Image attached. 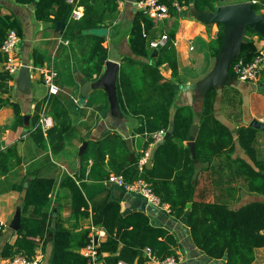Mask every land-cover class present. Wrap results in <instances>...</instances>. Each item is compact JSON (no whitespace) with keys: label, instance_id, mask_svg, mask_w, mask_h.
<instances>
[{"label":"trees","instance_id":"obj_1","mask_svg":"<svg viewBox=\"0 0 264 264\" xmlns=\"http://www.w3.org/2000/svg\"><path fill=\"white\" fill-rule=\"evenodd\" d=\"M14 1L21 5L34 4V17L38 22H62L65 35L84 44L78 73L89 80L100 76L108 55L107 48L103 46L105 38L89 31L99 24L112 23L110 18L117 13V0H81L83 16L79 20L70 19L71 6L65 0ZM182 1L183 4L189 2L159 0L169 11L173 2L181 4ZM192 1L193 8L198 12L214 13L218 7V0ZM253 7L255 11L264 8V0H258ZM154 25L155 22L150 18L135 12L127 40L132 55L120 60L116 96L121 113L136 119V135L143 137L165 129L170 137L154 146L150 156L151 167L141 170L137 158L129 160L131 152L120 136L108 135L97 141L88 140L86 147L78 152L77 173L73 177L65 176L59 188L68 191L69 210L74 217H90L91 226L104 232L105 239L95 246L100 264H145L143 252L146 248L151 250L156 260L161 261L175 255L177 247L174 237L166 229L151 225L144 212L121 214L120 204L109 198L108 188L102 184L110 174L121 176L127 184L142 179L160 201L168 206L172 217L178 219L186 214L191 241L207 257H226V264H252L255 250L264 248V157L259 156L256 146L258 130L240 126L233 136L229 128L214 115L218 93L213 86L203 95L197 124L191 106L171 110L175 98L173 84L178 78V62L171 36L168 44L159 48L155 56H151L154 50L148 48L147 42ZM218 26L213 57L218 56L222 43V26ZM10 29L21 37V26L17 19L12 14L0 16V47ZM256 53L253 41L243 40L234 62L229 66V74L236 77L232 71L233 65L240 60L250 62ZM33 56L36 66L40 63L36 61V52H33ZM3 59L4 55L0 52V62ZM163 65L171 71L172 79H165L161 75L159 67ZM12 79L0 71V106L9 104L4 95H8ZM234 93L232 96L226 95L224 89L222 93V99L232 107L234 102L241 104L235 98L237 92ZM44 103L54 123L47 131L46 138L51 152L55 154L62 148L64 135L69 130L67 109L58 96L48 95ZM12 106L15 124L21 123L19 109ZM192 126L198 127L194 149L197 160L203 164L199 173L214 169L211 164L214 159H219L215 168L218 180L215 184H225L222 174L224 170L230 171L242 181L245 193L250 196L248 201L230 208L225 203L195 200L198 174L194 172L189 150L184 145ZM35 130V134L41 136V130L38 127ZM148 141H145L144 149ZM238 149L243 151V156L236 153ZM13 161L15 164L19 162L15 146L0 151V177L12 169L15 165ZM233 165L235 167L232 168ZM54 187L53 179L34 175L25 186L16 188L19 193H23L22 216L19 228L15 231L16 239L11 245H4L2 258H10L18 253L32 257L39 243L44 250V246L49 243L50 223L55 218V232L51 241L52 264H88V259L79 254L78 250L90 243V229L74 234L56 216L53 217L50 195ZM103 194V198L96 199ZM187 204H190L188 211ZM36 238L38 242L34 240Z\"/></svg>","mask_w":264,"mask_h":264},{"label":"crops","instance_id":"obj_2","mask_svg":"<svg viewBox=\"0 0 264 264\" xmlns=\"http://www.w3.org/2000/svg\"><path fill=\"white\" fill-rule=\"evenodd\" d=\"M135 1L117 0V13L110 18L112 23H108V25L99 24L89 31V33L103 36L99 33L101 29H106L109 33L113 30L112 38L111 36H103L105 38L103 46L107 48L108 52L111 46H117L120 60L122 57L132 55L127 40L131 21L136 12L134 8ZM251 1L237 0L230 3H251ZM255 1L258 2V0ZM230 3H221L218 0V6ZM177 4L179 9L176 10L172 7L168 17L155 22L148 37V39H155L162 34H167L173 38V47L178 62V78L174 80L173 84L175 98L171 110L173 111L176 107L191 106L194 111V122L197 124L199 112L202 108L203 95L209 87L213 86L218 93L214 105V115L218 121L229 128L233 136L236 135L235 132L238 127L249 126L252 120L264 124V64L260 69L258 80L253 83L242 82L236 77H232L229 72L227 74H214L213 72L217 66V56L213 57L212 52L217 46L215 42L219 31L218 24L210 20L209 12L196 11L193 8L192 0H189L187 4H183V1L181 4ZM34 9V4L21 5L14 0H0V16L12 14L21 26V37H19L20 42L16 56L21 66L25 65L30 68L27 90L22 92L17 88L16 74L9 82L10 91L8 95H4L9 100V104L0 106V151L12 146L16 148L17 144L20 143L19 151L16 150L19 157L18 164L14 162L16 166L13 165L6 175L0 177V223L3 224L0 232V264L7 259L1 257L4 245H11L16 239L15 230L11 228V225L16 216L19 215V227L22 216L23 193H19L16 188L25 186L34 175L55 181L54 190L50 195V210L53 217L56 216L63 226L74 234L90 229L89 237L93 240L96 239V244L103 241L105 239L104 232L100 228L91 226L90 217L76 218L70 213L68 191L59 188V183L65 176L73 177L77 173L79 161L72 150L78 141L81 148L83 143L88 140L97 141L108 135H118L126 141L129 151L133 154V159H138L144 150L145 143L142 136L134 133V129L138 126L136 119L123 113L119 116L114 115L110 109L106 93L102 89L97 90L99 91V100L95 104L91 103L90 99V95L94 90L88 93L81 106H77L72 102L71 97L79 99L80 87L76 78L80 75L78 71L80 70L81 61H79L77 67L73 68L71 55L75 57V53L81 52L84 44H81L80 40H72L69 36L67 37L63 31L64 28L60 29L57 26L59 22L36 21ZM255 13L257 16L264 15V8L256 10ZM122 24H125V28L119 29ZM127 24H129V29ZM159 25L160 30L158 29ZM221 32L223 43V26ZM60 39H62V42H60ZM247 39L253 41L257 51L264 50V34L246 28L242 35V41ZM64 41H67V44ZM33 52H36L38 56L36 61L40 62L36 66L34 65ZM66 60L65 67L68 66L69 71L74 69L76 73L64 83L57 79L59 73H57L55 64ZM46 69H52L57 74L53 83L58 91L52 96L61 98L62 104L67 109L69 124V130L64 135L62 148L55 154L51 152L46 134L41 131V136L35 134L43 101L48 96L47 86L43 84L41 79V73ZM159 71L165 79H172L171 71L166 66L159 67ZM83 78L90 82L94 81L93 79ZM70 88L77 90L78 95L71 93ZM223 89L226 90V95L230 96L234 95L236 91L235 98L239 99L241 104L238 105L234 102L232 107L225 102L222 99ZM12 104L19 109L22 116L21 123L17 122L15 124ZM46 115L52 119L47 111ZM262 134L264 135V131L258 130L257 142L264 140ZM186 143L184 142L185 146ZM153 148H151V154ZM236 153L243 156V151L240 149L236 150ZM66 160L69 162L68 167L65 166ZM218 161L219 159H214L211 165L216 168ZM215 168L199 173L203 169L202 164V168L197 172L198 176L196 177L195 200L207 203H225L230 208L238 207L239 204L243 203L242 198L236 205H233V192L232 195L228 191L222 195L217 186L213 185L218 181ZM230 179L232 178L227 176L224 188H226V184ZM107 188L109 198L120 204L122 215L135 211L133 201L141 198L123 193L114 186ZM103 197L104 194L97 196L96 199ZM245 197L250 196L245 193ZM189 208L190 204H187L186 211ZM143 212L148 216L151 225L166 229L176 240L175 255L179 258L177 264H226V257L211 259L193 245L186 224V214L176 219L171 216L167 206L156 207L151 204H146ZM27 215L28 213L25 216ZM54 219L49 227V243L44 246V250L42 248L43 261L41 264H52L51 241L55 232L53 228ZM34 240L38 242V238ZM78 252L81 254V249ZM254 255L255 258L252 264H264V248L255 250Z\"/></svg>","mask_w":264,"mask_h":264},{"label":"built area","instance_id":"obj_3","mask_svg":"<svg viewBox=\"0 0 264 264\" xmlns=\"http://www.w3.org/2000/svg\"><path fill=\"white\" fill-rule=\"evenodd\" d=\"M81 0H65V2L71 6L70 19L79 20L83 16V7L80 5ZM252 4H256L257 1L252 0ZM172 7L176 10L179 6L176 2H173ZM134 8L136 12L143 14L150 18L153 22H159L168 17L169 9L166 5L161 4L159 0H138L134 2ZM62 42V39H60ZM20 38L16 31L10 29L7 31L6 36L1 44L0 52L4 55V59L0 62V71L7 73L11 77H15L21 64L17 59V47L19 45ZM67 44V41H64ZM169 42V36L162 34L158 38L148 39V48L150 50L157 51L159 48L165 47ZM173 43V42H172ZM264 64V50L257 51L256 55L248 63H244L241 60L233 65L232 71L236 78L242 82L253 83L258 80L259 72ZM57 74L52 69H46L41 73V79L43 84L47 86V95L56 94L58 88L54 85L53 80ZM95 77V76H94ZM72 102L75 105H79V99L71 97ZM52 119L46 115V103L43 104L41 115L38 120L37 127L43 134L52 127ZM167 131L165 129L158 130L149 135H144V140H148L147 147L141 152L137 159V165L139 170L146 167L148 160L151 156V148L156 144L164 141V137ZM105 187L114 186L123 193L138 196L142 200H145L147 204L154 205L156 207H166L167 205L162 203L160 199L153 193L151 187L142 179H137L134 182L127 184L124 182L121 176L110 174L103 181ZM168 207V206H167ZM3 224L0 223V232L2 231ZM91 238V237H90ZM94 240L91 238L90 243L81 248V255L88 259V264H100L97 259V252L95 248ZM145 264H177L179 261L178 256L172 255L159 261L154 258L150 249H144ZM43 261V252L41 245L35 251L32 257L24 256L23 254H15L14 256L5 259L2 264H41ZM117 264H126L118 262Z\"/></svg>","mask_w":264,"mask_h":264},{"label":"water","instance_id":"obj_4","mask_svg":"<svg viewBox=\"0 0 264 264\" xmlns=\"http://www.w3.org/2000/svg\"><path fill=\"white\" fill-rule=\"evenodd\" d=\"M221 3H230L237 0H219ZM210 13V12H209ZM210 20L214 23L221 24L224 27L223 43L220 47L219 54L217 56V66L214 70V74H227L229 66L234 62L236 55L239 52L240 45L242 43V35L246 28H250L258 33L264 34V15L257 16L254 7L251 3H230L218 6L214 13H210ZM60 29L64 28L62 22L57 23ZM156 55V51H153L152 57ZM107 60L104 64V68L100 76L94 81L90 82L85 80L81 75H78L76 80L79 84V101H85L88 93L92 90L102 89L107 96V100L110 109L114 115H120V109L118 106L116 96V78L120 66V54L117 46H111ZM30 79V68L28 66H20L17 72L16 86L24 92L27 90ZM249 127L256 130L264 131V124H261L255 120L249 123ZM198 127L192 126L189 131L188 141L186 146L189 150L190 157L192 159L194 172L197 173L202 164L197 160L194 149V141L196 137ZM170 134L167 132L164 140L168 139ZM20 143L17 144L16 150L19 151ZM86 147V143H83L79 152ZM129 159H133V154H130ZM151 160H148L146 168L151 165ZM146 201L142 199H135L133 201V209L135 211L143 212L145 210ZM19 215L16 216L11 228L15 231L18 230ZM96 245V239H94Z\"/></svg>","mask_w":264,"mask_h":264},{"label":"rangeland","instance_id":"obj_5","mask_svg":"<svg viewBox=\"0 0 264 264\" xmlns=\"http://www.w3.org/2000/svg\"><path fill=\"white\" fill-rule=\"evenodd\" d=\"M127 27H128V29H129V24H127ZM125 28V24H122L121 26H120V28L119 29H124ZM118 29V28H117ZM159 30L161 29L160 28V25H159V28H158ZM99 33L101 34V35H103V36H107V37H109V36H111V38H112V34H113V30L109 33V32H107V30L106 29H101L100 31H99ZM70 38V37H69ZM81 44H83L82 42H81ZM19 46V45H18ZM17 50H18V47H17ZM78 51H79V48H78ZM129 51H130V49H129ZM18 53V52H17ZM81 52L79 51V53H75V57L73 56V55H71V59H72V66H73V68H75V67H77L78 66V64H79V61H81ZM76 62V63H75ZM67 63V60L65 61V62H61V63H56L55 64V67H56V70H57V73H59V75L57 76V79L60 81V82H64V83H66L69 79V77L71 78L72 76H74L75 75V71H74V69L72 70V71H69V69L67 68V67H65V64ZM70 66V65H69ZM79 72V71H78ZM33 74H34V72H32ZM71 89V88H70ZM97 90H99V89H96V90H94L93 91V93L90 95V99H91V103H93V104H95V103H97L98 102V100H99V91H97ZM71 93H73L74 95H78V93H77V90H73V89H71ZM84 101H82V103H83ZM234 112V111H233ZM262 136L264 137V135L262 134ZM80 150V146H79V141L76 143V146L74 147V149L72 150V152H73V154H74V156L76 157L77 156V153H78V151ZM257 150H258V154H259V156L261 157V158H263L264 157V140H262V141H259V142H257ZM69 159V158H68ZM12 164H14V161H13V163ZM16 166V165H15ZM65 166L66 167H68L69 166V162L66 160V163H65ZM233 167H235L234 165L232 166V168ZM224 174H222V176H223V179L222 180H224L225 181V179L227 178V176H231L232 177V179H230V181L228 182V184H226V188H224V183L222 182L221 184L220 183H218L217 185L216 184H213V185H215V186H217V189H218V191L219 192H221L220 194H222V195H224V193L225 192H229L231 195H232V192H233V205H236V203L239 201V200H241V198H242V202H245V201H248L249 199H250V197H245V187H244V185H243V183H242V181L240 180V179H238L237 177H235L234 175H232L231 173H230V171H227V170H224V172H223ZM226 176V177H225ZM236 197H237V199H236Z\"/></svg>","mask_w":264,"mask_h":264}]
</instances>
